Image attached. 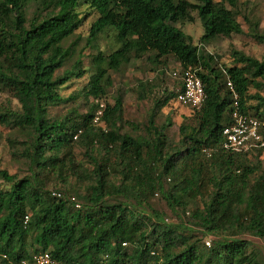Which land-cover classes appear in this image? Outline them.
Here are the masks:
<instances>
[{"label": "trees", "instance_id": "trees-1", "mask_svg": "<svg viewBox=\"0 0 264 264\" xmlns=\"http://www.w3.org/2000/svg\"><path fill=\"white\" fill-rule=\"evenodd\" d=\"M91 11L84 48L111 27L120 46L85 68L73 38ZM196 17L199 44L181 27ZM240 18L264 46L241 0H0V93L18 103L0 106V125L22 136L21 148L8 140L12 156L27 159L25 172L0 161V264H36L38 252H49V264H264L249 238L264 239V144L237 151L223 134L236 108L264 120V54L232 48L225 63L204 48L244 33ZM169 56L180 66L174 88L160 77L139 82L138 98L153 101L146 121L125 118L122 95L106 102L113 72L146 57L162 74ZM189 66L205 99L175 138L172 118L158 117ZM85 74L78 92L63 93Z\"/></svg>", "mask_w": 264, "mask_h": 264}, {"label": "rangeland", "instance_id": "rangeland-1", "mask_svg": "<svg viewBox=\"0 0 264 264\" xmlns=\"http://www.w3.org/2000/svg\"><path fill=\"white\" fill-rule=\"evenodd\" d=\"M218 1V0H215ZM242 2L246 1V5H249V8L254 9L255 16L259 19V27L264 30V0H241ZM97 13L91 11L88 18L85 20L81 28L76 31V35L73 38L76 40V56L79 52L84 56L83 65L85 68L91 63L92 56L96 54L99 50H103L106 53H110L117 49L120 44L117 43L115 39V30L114 28H107L105 31L99 34L95 44L89 48H84L85 38L89 34V29L91 23L96 19ZM240 22L245 30L242 34H233L231 37H220L215 41L210 42L205 45V49L210 52L219 54L221 61L228 63L231 61L230 51L232 48L242 50L251 56L261 58L264 54V46L255 41V39L249 34L248 23L245 22L243 18H240ZM182 29L185 33L189 34L193 38L195 44H199V38L204 33L202 24L198 17L195 18L193 22H187L181 24ZM79 36V37H77ZM72 39V40H73ZM203 47V45L201 46ZM168 66L164 69V73L157 74V70L153 71L152 65L150 62L144 58L132 59V61L124 66L119 72L112 73L113 86L110 88L108 95L106 97V102L113 103L114 97L117 95H122L124 100V116L131 122H144L146 121L148 113L152 109V96L140 100L138 98L139 82L145 80H153L152 83H155L157 77H160L164 80V85L170 90L174 88L177 79L181 77L179 74L180 66L173 59V57H167ZM68 67L65 66L64 69ZM177 72V75H175ZM88 80V74L83 75L80 78H74L67 87L63 90V93L67 96L72 92H78ZM156 93V91H155ZM88 101H92V98H89ZM0 106L7 108L18 107L17 101L9 93H0ZM86 107L83 105L80 108V112H84ZM60 111V108H56L55 111ZM63 111V109L61 110ZM192 114V109L186 104L179 103L176 100H172L166 107L162 109V113L158 117V122H162L167 116L172 118L173 125L169 129V133L177 138L179 125L184 119ZM14 131L5 128L0 125V161L1 165L8 168L11 172L16 171H27V159L23 157H13L12 150L15 147H12L8 138H12L16 141L17 148H21L22 145L19 142L22 139L20 134H17ZM264 137V134H263ZM77 157L81 159L83 149L77 147L75 150ZM261 160L264 165V153L261 156ZM156 206L160 208L167 209L165 203L159 196L154 198ZM175 218L174 215H170L169 219ZM255 245L262 251L264 254V239L257 237H249ZM208 244V242H207Z\"/></svg>", "mask_w": 264, "mask_h": 264}, {"label": "built area", "instance_id": "built-area-1", "mask_svg": "<svg viewBox=\"0 0 264 264\" xmlns=\"http://www.w3.org/2000/svg\"><path fill=\"white\" fill-rule=\"evenodd\" d=\"M180 73V72H179ZM177 75V72H175ZM183 86L177 88V101L186 104L192 108H200L205 99V89L201 76L198 74V68L189 66L184 69L182 74ZM229 88H233L232 83L228 82ZM103 107L104 104L100 103ZM102 109L98 110L94 121L99 122ZM233 122L223 129L225 136V146L237 151H246L259 142L264 144L262 130L264 129V120L250 117L242 114L236 108L232 114ZM77 137V136H76ZM60 196L59 192H53ZM29 216L26 215L24 223H27ZM209 244V242H208ZM32 259L36 264H49L52 262L49 252H38L33 254ZM25 263V260L22 261Z\"/></svg>", "mask_w": 264, "mask_h": 264}]
</instances>
